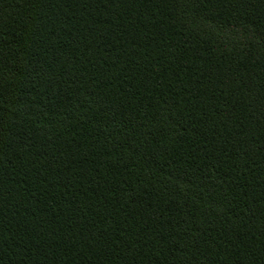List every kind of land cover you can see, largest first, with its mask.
I'll return each mask as SVG.
<instances>
[{
	"label": "trees",
	"instance_id": "obj_1",
	"mask_svg": "<svg viewBox=\"0 0 264 264\" xmlns=\"http://www.w3.org/2000/svg\"><path fill=\"white\" fill-rule=\"evenodd\" d=\"M0 264H264V0H0Z\"/></svg>",
	"mask_w": 264,
	"mask_h": 264
}]
</instances>
